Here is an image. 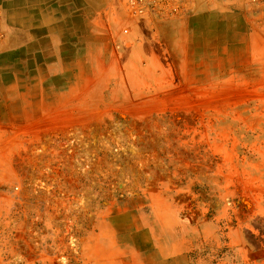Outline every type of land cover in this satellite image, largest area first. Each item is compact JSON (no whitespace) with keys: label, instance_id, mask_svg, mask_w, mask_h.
I'll return each mask as SVG.
<instances>
[{"label":"rangeland","instance_id":"374dc122","mask_svg":"<svg viewBox=\"0 0 264 264\" xmlns=\"http://www.w3.org/2000/svg\"><path fill=\"white\" fill-rule=\"evenodd\" d=\"M249 3L253 53L223 21L217 53H171L162 30L191 9L154 22L123 0L46 53L0 26V264H264Z\"/></svg>","mask_w":264,"mask_h":264},{"label":"crops","instance_id":"0c3cea01","mask_svg":"<svg viewBox=\"0 0 264 264\" xmlns=\"http://www.w3.org/2000/svg\"><path fill=\"white\" fill-rule=\"evenodd\" d=\"M249 1L192 0L190 17L163 29L161 44L171 53L176 46L185 51L202 47L217 53L215 49L222 44L218 35L221 27L216 24L223 21L237 24L233 27L240 40L235 45L253 53L249 49L256 45L255 36L248 32L261 16L250 12L254 5ZM115 3L116 0H0V26L12 44L27 43L30 53L37 45L46 53L48 47L58 46L65 39L77 40L84 25L96 23Z\"/></svg>","mask_w":264,"mask_h":264},{"label":"built area","instance_id":"2783aa9c","mask_svg":"<svg viewBox=\"0 0 264 264\" xmlns=\"http://www.w3.org/2000/svg\"><path fill=\"white\" fill-rule=\"evenodd\" d=\"M191 1L192 0H123L129 17L132 19H144L154 22L186 16L190 10ZM252 1L259 4L264 3V0Z\"/></svg>","mask_w":264,"mask_h":264}]
</instances>
